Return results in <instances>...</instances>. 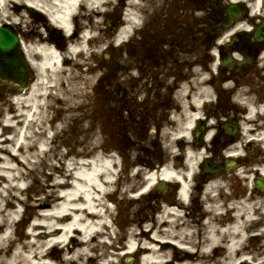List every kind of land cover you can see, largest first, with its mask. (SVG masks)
Masks as SVG:
<instances>
[{
  "label": "bare ground",
  "instance_id": "6f19581e",
  "mask_svg": "<svg viewBox=\"0 0 264 264\" xmlns=\"http://www.w3.org/2000/svg\"><path fill=\"white\" fill-rule=\"evenodd\" d=\"M107 1L109 2V0H0L1 19L8 18L14 23L18 22L17 9L11 11L10 8L13 4L19 3L22 8L30 6L32 9L36 7L50 12L53 20L67 31L72 29L73 24H76L78 28L84 27L79 45H75L72 52H63L60 50V45L50 43L42 34V29L34 30L37 34L36 39L30 42L25 41L26 54L38 69V77L25 95L14 97L11 107L5 109L7 116L3 119L4 124L0 132L2 136L0 142V264H53V260L48 257V250L54 245L75 242L73 235L76 232L81 235V245L75 250L72 258L84 257L90 254L91 239L96 235H106L108 239L111 232L115 231L108 214L112 211L111 203L106 197L116 193L113 191V185L117 182V155L98 151L93 161L80 162L81 157L90 153L87 148L76 151V157H69L68 164L62 162L57 166L52 163L55 173L48 178L55 176V181L48 185L50 190L45 193L43 199L34 201V205L42 206V209L35 211V220L28 228L29 239L22 241L12 231V225L20 217L19 209L15 206L16 200L20 197L13 191L24 186V183L19 182L20 179L28 175L36 177L38 168L34 165L45 164L53 157L52 147H48V143L54 136L51 137L48 134L51 133L50 129L48 130L49 127L44 125L50 115V104L46 100V95L55 93L59 109L68 111L67 116L61 118V124L54 125L52 128L62 131L65 130L64 123L79 109L80 106L77 103L84 100L87 94L82 90L76 92L65 90L61 93L58 88L55 92H50L49 87L56 86V80L60 78L63 63L61 58L67 55L78 56L81 51L77 50L79 48L85 50L86 43L97 37L92 30L100 22L96 16L106 14L101 7ZM130 1L134 2V0ZM79 8H84V11L80 13ZM137 17L134 12L130 13L128 23L121 27L115 37L116 42L128 36L135 23L133 21ZM49 74L52 77L51 80L55 82H50ZM197 74L200 76H196L193 83L184 85L180 92L183 103L180 112L174 114L171 119L177 128H180L173 133L174 136L189 134L194 122L201 116L203 99L204 101L210 99L211 91L205 85L206 77L202 76V73ZM252 91L253 89H250L240 93L239 102L248 107L242 133L244 138L257 137L259 141L264 142V96H255ZM67 103L69 104L65 107ZM51 106H53L52 103ZM6 132L12 134L6 136L4 135ZM168 134L171 133L168 132ZM244 143L242 139L234 143L230 149L238 153ZM96 148L94 146V149ZM189 149L186 152L185 169H177L179 163L171 162L160 171L146 172L142 182L135 179L142 172L139 170L128 177L127 182L132 183L129 188H135L140 184L138 193L143 194L151 190L157 180L181 178L188 181L196 170L197 161L196 154ZM25 163L31 164V168L34 166L33 169L24 171L20 165ZM262 180L264 181L263 174ZM14 181L16 183H13ZM222 182L217 179V183L212 182L208 185V192L214 191L217 185V207L210 210V216L204 222L200 220L197 223L186 222L187 219L182 216L181 207L167 203L163 206L161 213L154 218L153 223H145L138 228L132 227L124 250L118 251L115 257L109 256L104 264H123V262L126 264L127 258L132 262L131 264H169L173 262V256H178L181 249L177 247L165 249L163 244L168 241L182 246V255L187 259L180 264H204V259L209 258L211 254H214V260L216 255L222 254V258H217V264H238L250 259H256V264H264V194L253 187L250 191L247 185L244 187L242 196L227 193L226 185ZM4 190L7 192L3 193ZM187 195L188 184L185 182L181 196ZM181 219H184L182 223ZM38 230L45 232L60 230V233L50 235L48 238H39ZM253 239L259 240V243L257 245L250 243ZM97 244L98 247H105L104 240H99ZM193 255L196 257L192 258ZM133 256L136 259H133ZM134 260L138 262L134 263Z\"/></svg>",
  "mask_w": 264,
  "mask_h": 264
},
{
  "label": "flooded vegetation",
  "instance_id": "af4514ba",
  "mask_svg": "<svg viewBox=\"0 0 264 264\" xmlns=\"http://www.w3.org/2000/svg\"><path fill=\"white\" fill-rule=\"evenodd\" d=\"M138 19L133 33L118 48L107 47L83 66L97 72L95 87L102 92L98 102L104 105L105 119L119 124V132L126 137L155 139L168 118L166 109L175 103L174 94L194 69L200 65L210 69L217 54L220 61L229 62L220 70L222 92L232 93L242 82L252 84L257 76L264 79V31L263 38L258 33L264 27V0H140ZM29 35L34 37L36 32ZM213 143L217 163V118ZM197 178L188 197H181V184L173 183L167 199L181 207L190 223L203 222L209 215L206 182ZM215 195L217 207V188ZM158 210L150 216L160 214ZM78 243L75 238L69 249L60 250L58 264L103 263L92 255L64 260L62 256L68 251L73 255ZM164 247L182 251L171 241Z\"/></svg>",
  "mask_w": 264,
  "mask_h": 264
},
{
  "label": "rangeland",
  "instance_id": "374dc122",
  "mask_svg": "<svg viewBox=\"0 0 264 264\" xmlns=\"http://www.w3.org/2000/svg\"><path fill=\"white\" fill-rule=\"evenodd\" d=\"M118 0H109V2L107 1L105 5L107 6H102L103 8H109L111 12H113V8H117L115 7L117 4ZM19 4V3H17ZM14 7V6H12ZM1 20V17H0ZM29 23H25L24 26L26 28L27 24H30L31 26L34 24V21H32L30 23V19H26ZM3 21V20H2ZM104 36V35H101ZM77 76L76 75H72V74H65V73H61L59 80H56V86H50L49 90H52L53 92H55L58 88L59 92L64 93L65 90L69 91L72 90L74 92L78 91L77 88H85V90H88L87 87L83 86L82 82L77 81L75 78ZM49 80L50 82H55L52 81V77L49 74ZM60 80H67V84L62 85ZM76 80V81H75ZM90 81L92 79H89ZM86 82V81H84ZM77 87V88H76ZM55 94V93H54ZM89 94L91 98L93 96V91H92V87L89 88ZM56 96V95H53ZM71 97V95H70ZM72 98V97H71ZM48 101V103H52L53 104V109L52 107L49 108V112H50V117L55 115V121L52 123H49L48 120L45 121L44 125L45 126H49L50 124H52L51 126V133L52 135H54V138L52 141H49L48 143V147H52V154L53 157L52 159H49L47 161V163L45 164H38V165H34L38 168L37 172H36V177H33L32 175H28L26 176V178L20 179L19 182L24 183V186L21 189L15 190L13 192H16L18 194V196L20 197L17 201V204L15 205L17 209H19L20 212V218L17 219V221L12 225V231L13 234H16L18 237L21 238L22 241H26L29 238L26 237V232H27V228L29 226V222L31 219L35 220V211H40L42 206H38V205H34V201H40L41 199H43L45 197V193L48 192L50 190V188L48 187V185L52 184L55 181V176L53 178H48L49 175L55 173V171L53 170L54 168L52 167V163L56 164L57 166H59L62 162L65 164L69 163L68 158L69 157H74L75 156V152L78 150H81L85 147H87L88 150H92L94 148L95 145H99V143L104 144V138H102L101 135V128L99 127L98 123L93 124V121H91L89 118H87V120L85 121L82 116H83V112H86L88 115H92V110H93V103L90 100H85V103H87V105H82L78 110H76L74 112V115L69 118V120H67L64 125H65V130L59 131V130H54L52 129L54 127V125H60L61 124V118L64 116H67L68 111L66 112V109H62L60 110V106L59 103L57 102L56 98H52V96L48 97L46 99ZM79 101V100H76ZM0 104H2V102H0ZM69 103H67V105H65V107L68 106ZM63 105V104H62ZM7 110V109H6ZM4 113L6 114V111L0 106V122L4 116ZM49 117V118H50ZM89 117V116H88ZM37 127V126H35ZM0 131H1V127H0ZM11 135L12 133H8L6 132L4 135L8 136ZM1 138L2 136H0V142H1ZM4 144V143H3ZM259 146V145H258ZM98 149V148H97ZM97 149L91 152L90 155H93L97 152ZM107 150H109L110 152V146H107L106 148ZM261 149L264 152V148L263 145L261 147ZM68 151L67 156L64 157L63 154H65ZM165 151V149H163V152ZM73 152V154H72ZM42 155V154H41ZM55 155V157H54ZM61 156L63 158H61ZM259 157H264V155ZM76 157V156H75ZM119 157V156H118ZM38 159V158H35ZM120 165L119 168L121 167L122 170L118 176V182L119 184L113 185V189L117 188V186L119 187V191H120V196L119 198L121 200H117V204H115L117 207H114V210L112 211V213L114 212H118L119 213H124V212H129L131 213V210L135 209V207H137V204H129L128 200L127 201H122L124 198L125 200L128 197V192L131 191L132 188H129L130 185H132V183L127 182L128 177H130L131 175H133V173L138 170L141 169L142 173L139 174L135 179L137 181L143 180V177L145 176V172H148L152 169H159L158 164H155V162H153V166H148L146 165L144 162H141L140 159H138V155L137 152L130 153L129 155H126L125 157L122 156V158H120ZM121 159H122V163H121ZM163 160H167V157L165 158L163 156L162 158ZM153 160V159H152ZM264 162V160H263ZM31 168V164L25 163L23 165H20V167L26 171L28 169H33V167ZM153 171V170H152ZM232 175V174H231ZM247 175V174H246ZM231 176H228V178H230ZM239 176L233 177L232 179L233 181H231V183L229 182V180L227 178L222 179L223 183L226 184V188L229 189L230 187V192H232L233 194H238L241 195L244 193V185L247 184V181H243L240 178H238ZM248 177V176H246ZM4 184H8L7 182H3ZM13 183H16V181H14ZM128 188V190L125 192V190ZM135 190V189H133ZM151 191H156L154 189H152ZM150 191V192H151ZM7 191L4 190L3 193H6ZM144 197V196H142ZM21 201V202H20ZM118 208V209H117ZM131 216V215H130ZM130 216H125L130 218ZM120 218H124L123 215ZM38 232H40L38 230ZM258 242H256L255 244L257 245Z\"/></svg>",
  "mask_w": 264,
  "mask_h": 264
},
{
  "label": "water",
  "instance_id": "95a60500",
  "mask_svg": "<svg viewBox=\"0 0 264 264\" xmlns=\"http://www.w3.org/2000/svg\"><path fill=\"white\" fill-rule=\"evenodd\" d=\"M18 44L15 34L0 27V77L21 82L27 78V69Z\"/></svg>",
  "mask_w": 264,
  "mask_h": 264
}]
</instances>
